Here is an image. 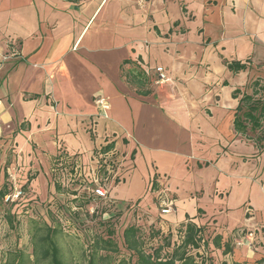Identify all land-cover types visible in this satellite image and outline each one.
Instances as JSON below:
<instances>
[{"label": "crops", "instance_id": "1", "mask_svg": "<svg viewBox=\"0 0 264 264\" xmlns=\"http://www.w3.org/2000/svg\"><path fill=\"white\" fill-rule=\"evenodd\" d=\"M157 68L171 81L155 84ZM136 72L145 80L132 82ZM255 79L264 85V0H0L2 148L49 180L59 147L91 156L111 144L122 178L130 158L137 175L153 169L164 176L156 186L170 183L175 206L163 215L164 230L217 221L198 217L208 210L198 204L202 187L181 186L190 176L237 185L238 205L251 203L247 189L264 196V149L233 130L240 95L232 92L251 93ZM98 97L107 109L97 108ZM182 200L188 204L176 206ZM229 200L220 216L232 211ZM259 205L237 219L238 234L223 235L234 248L214 252L217 261L264 256V200Z\"/></svg>", "mask_w": 264, "mask_h": 264}, {"label": "trees", "instance_id": "2", "mask_svg": "<svg viewBox=\"0 0 264 264\" xmlns=\"http://www.w3.org/2000/svg\"><path fill=\"white\" fill-rule=\"evenodd\" d=\"M225 63L233 71L245 68L244 64L237 62ZM143 76L141 72H136L131 81L138 82ZM250 88L249 94L241 93L238 89L232 92L233 98L240 95L234 111L233 130L251 139L260 152L264 149V85L255 79ZM110 148L111 144L102 146L100 151L105 152ZM98 153L99 151L95 150L92 154ZM82 156V153L71 154L62 147L56 152L49 171V184L54 191H50L51 198L44 202V208L39 210L42 216L40 219L44 222V233L37 234L32 245V253L35 256L32 264L40 260H49L50 264H62L60 249L55 241L58 233H72L81 240L86 264H224V261H217L214 252L219 251L226 255L231 253L234 247L216 230L217 227L208 221L199 224L187 220L164 230L161 225L166 220L162 214L157 212L153 217L148 209L130 204L126 209L131 214L130 222L119 228L118 215H123L121 210H112L111 205L101 206L100 201L94 200L90 192L81 191L79 183L68 184V175L72 171L74 161ZM6 174L8 173L5 172L4 176ZM157 178L160 177H154L151 190L156 188L159 182ZM11 186L10 180L4 178L0 188V200L11 192ZM155 200L153 195L154 204ZM91 206H95L92 214L88 212ZM73 207H77V210H73ZM21 211L28 218L34 213L39 215V211L30 204L24 206ZM3 214L9 221L15 219L12 216L15 214L11 215L10 211ZM97 228L104 230L106 234L101 235V232L96 231ZM112 251L116 257L110 262L107 252ZM8 264H23L21 252L17 251ZM230 264H264V256L255 261H233Z\"/></svg>", "mask_w": 264, "mask_h": 264}, {"label": "rangeland", "instance_id": "3", "mask_svg": "<svg viewBox=\"0 0 264 264\" xmlns=\"http://www.w3.org/2000/svg\"><path fill=\"white\" fill-rule=\"evenodd\" d=\"M105 141L103 142V144ZM77 153H82L84 158L85 173H90V155L85 151L76 150ZM13 155L11 148H2L0 145V188L3 185L4 178L9 179L12 183L11 192L7 193L3 199L0 200V264H8L9 260L13 258V255L17 251L21 252L23 264H32L35 261V256L32 253V245L36 239L37 234L44 233V222L40 219V211L44 208V202L48 201L51 198L50 191H54L53 187L50 188L48 178L43 174L39 176L35 175V171L31 168V161L28 165L18 166V164L13 163ZM15 156V155H14ZM130 158L125 162L123 168L121 169L126 173V175L119 180L116 184H113L108 193V198L112 201L113 208L117 211L121 210L123 215L120 216L119 228H123L130 222L131 214L126 211L127 206L133 204L134 206H141L143 208L151 209L157 215V209L153 203V194L155 191L151 190L152 183H154V177L157 174L151 169L152 175L143 174L139 172L137 175L135 170V165L130 162ZM6 170V171H5ZM5 172L8 174L5 175ZM36 176V177H35ZM202 181L200 177L196 178L195 176H190L188 179L190 183L184 182L183 189L189 191V189L198 187V189H192L191 192L200 191V187L203 188V197L199 200L198 204L207 209V215L202 217L199 215L202 221H205L209 218V215L215 214L217 219L215 226L218 232L223 233L224 236L232 234H238L239 225L236 223L237 219L240 216L245 215L246 218L251 217L253 213L252 209H259V204L264 200L263 194L257 192V190L252 189L251 191L247 189L246 195L251 196V203L247 202L245 204H239V201L244 196V190L238 188L237 185L232 186L229 181L225 178L221 181L220 184H211L210 181H205L203 177ZM158 181L162 182L163 177L157 178ZM167 186V185H166ZM214 186V187H213ZM170 187V183H168ZM21 189V191H20ZM215 194H214V193ZM217 193V195H216ZM173 194V193H172ZM198 194H196L197 196ZM210 195L213 196L214 200L210 198ZM230 197L227 208H230L232 211H229L227 216L223 213L220 216L222 211L219 210L221 205L224 206L226 196ZM8 197V198H7ZM194 198V195L193 197ZM181 200V199H180ZM179 200V201H180ZM183 202H178L176 206L181 204H188L186 200ZM194 202V201H193ZM192 202V206L193 203ZM252 202L254 203L253 205ZM32 205L36 210L39 211V215L34 213L32 217H27L21 209L25 206ZM154 204V206H153ZM250 204V205H249ZM255 206V207H254ZM254 207V208H253ZM11 213L14 220L9 221L3 213ZM37 212V211H35ZM231 213V215H229ZM228 217L230 227L225 225L228 220L225 218ZM211 220V219H210ZM12 224H11V223ZM40 231L38 232V230ZM96 231L101 232V235H105L104 230ZM55 241L60 249V260L62 264H86L84 249L82 247L81 240L77 238L76 235L72 233H58L55 236ZM110 255V262H112L116 254L112 252H107ZM209 253V252H208ZM105 254V253H104ZM36 264H50L49 260H40Z\"/></svg>", "mask_w": 264, "mask_h": 264}, {"label": "built area", "instance_id": "4", "mask_svg": "<svg viewBox=\"0 0 264 264\" xmlns=\"http://www.w3.org/2000/svg\"><path fill=\"white\" fill-rule=\"evenodd\" d=\"M11 54L15 53L11 52ZM8 57L9 55H4L2 58L6 59ZM154 73L156 76L154 80L155 84L171 81V78L161 68L155 69ZM94 103L100 110H105L108 107L107 102L102 97L96 98ZM100 150H98V154H91L90 156L91 164L88 165L90 167L89 174L85 173V166L80 162L81 158L74 161L72 171L68 175V184L79 183L81 191L90 192L94 196V200L100 201L101 206L111 205L112 210H114L112 201L108 198V193L111 186L120 180L118 170L121 158L116 156V150L113 147L105 152H101ZM63 183L65 184V181ZM153 192V195L156 197L155 206L158 213L165 215L174 212V200L170 196L168 185L159 183ZM72 209L77 210V207H73ZM94 209L95 206H91L88 208V212L92 214Z\"/></svg>", "mask_w": 264, "mask_h": 264}]
</instances>
